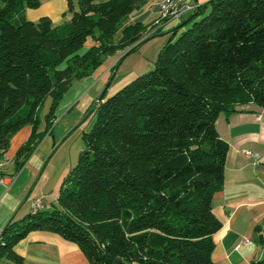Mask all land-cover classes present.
Masks as SVG:
<instances>
[{"label": "trees", "instance_id": "trees-1", "mask_svg": "<svg viewBox=\"0 0 264 264\" xmlns=\"http://www.w3.org/2000/svg\"><path fill=\"white\" fill-rule=\"evenodd\" d=\"M147 1L70 0L54 23L27 17L40 0H0V160L31 124L15 155L21 167L75 80L161 30L123 24ZM171 31L148 71L84 115L77 161L56 198L2 230L1 264H25L14 246L36 228L77 242L91 264H218L213 195L230 144L217 118L250 102L264 107V0H208Z\"/></svg>", "mask_w": 264, "mask_h": 264}, {"label": "crops", "instance_id": "crops-1", "mask_svg": "<svg viewBox=\"0 0 264 264\" xmlns=\"http://www.w3.org/2000/svg\"><path fill=\"white\" fill-rule=\"evenodd\" d=\"M69 1L40 0L38 6L26 8V15L33 20L47 16L54 23H60L68 16ZM189 1L203 4L208 0ZM159 17L158 0H148L125 18L124 25L143 20L155 24L153 30L163 26L133 50L109 55L90 76L72 83L57 108L55 121L60 117L61 127L58 130H61L52 128L45 134H48L46 140L54 134L52 146L44 148L43 143L36 147L20 167L21 170L17 165L15 168V153L29 138L32 125L22 126L16 132L9 151L0 160V175L13 178L8 186L0 183V232L11 219L31 212L34 197L42 194L44 205L56 198L64 174L79 156H76L72 139L65 138L75 130L80 116L82 120L103 92L109 96L148 71L172 34L171 28L184 19L182 16L156 24ZM65 117L66 120H63ZM46 124L43 119L40 128H45ZM217 127L229 141L230 149L224 183L213 195L214 211L222 221L213 235V259L218 264H264V107L250 102L239 106V110L221 112ZM76 134L79 135L78 132ZM53 148L54 152L48 159V153ZM245 149L259 155L247 156ZM34 189L36 193H32ZM14 248L23 255L25 264H91L77 242L45 228L29 231Z\"/></svg>", "mask_w": 264, "mask_h": 264}, {"label": "built area", "instance_id": "built-area-1", "mask_svg": "<svg viewBox=\"0 0 264 264\" xmlns=\"http://www.w3.org/2000/svg\"><path fill=\"white\" fill-rule=\"evenodd\" d=\"M158 5L161 14L160 17L156 20V24H164L171 19L182 17V15L188 11L196 10L200 4L192 3L189 0H158ZM244 153L247 156L259 155L258 152H255L251 149L244 150ZM0 169H1V163H0ZM12 180H13L12 177L0 175V183L5 184L6 186H8ZM43 206H44L43 196L40 195L35 197L34 200L32 201L31 209L43 207Z\"/></svg>", "mask_w": 264, "mask_h": 264}, {"label": "rangeland", "instance_id": "rangeland-1", "mask_svg": "<svg viewBox=\"0 0 264 264\" xmlns=\"http://www.w3.org/2000/svg\"><path fill=\"white\" fill-rule=\"evenodd\" d=\"M194 12V10H191V11H188V12H186L185 14H183L182 16L185 18V17H187V16H189V15H191L192 13ZM160 14H161V12H160ZM106 95H107V93H106ZM49 103H50V100L49 99H47L44 103H43V105H42V107H41V110H40V113H41V116H42V119H44V114H45V112L47 111V109H48V107H49ZM81 117H82V115L80 116V118L78 119V121H77V125H79V123L81 122ZM66 118L67 117H65L63 120H66ZM77 118V117H76ZM83 119V118H82ZM59 120H60V117L56 120V121H54V123H53V126H52V128H54L55 129V131H60V130H58L61 126H60V122H59ZM85 125H87V122L85 121V123H84ZM26 125H28V124H26ZM30 125V124H29ZM76 125V126H77ZM25 126V125H24ZM57 126V127H56ZM19 130H17L16 132H18ZM79 133V135H77L76 133L77 132ZM16 132H15V134H16ZM20 133H22V132H20ZM14 134V135H15ZM14 135L12 136V138H11V141H10V143H12L14 140ZM19 135V134H18ZM48 135V134H47ZM47 135H44L43 137H42V139L40 140V142L38 143V145H37V147H39V145L40 144H43L44 143V148L45 147H51L52 146V139H53V135L54 134H52L47 140H46V137H47ZM69 138H71L72 139V144H74V149H75V146H76V156L77 155H79V150H80V148H81V145H82V126H78L77 128H75V130H72V132H71V134L70 135H68L65 139H69ZM19 148V147H18ZM18 148L16 149V152H17V150H18ZM246 150V149H245ZM7 151H9V149L7 150ZM53 152H54V148L48 153V159L49 158H51V156H52V154H53ZM16 154V153H15ZM6 156H8V155H6ZM6 160H7V158H6ZM1 163V162H0ZM14 165H15V168H16V163L14 162ZM7 167H11V166H7ZM19 169H20V167H19ZM21 170V169H20ZM20 170L19 171H17V173L16 174H18L19 172H20ZM36 191V189H34V191L32 192V193H36L35 192ZM34 195V194H33ZM42 195V194H41ZM37 197V196H36ZM35 198V197H34ZM47 203H49V202H47ZM138 264V263H137Z\"/></svg>", "mask_w": 264, "mask_h": 264}, {"label": "bare ground", "instance_id": "bare-ground-1", "mask_svg": "<svg viewBox=\"0 0 264 264\" xmlns=\"http://www.w3.org/2000/svg\"><path fill=\"white\" fill-rule=\"evenodd\" d=\"M40 208H42V207H38V208H34V209H31V211H38ZM35 214V213H34ZM1 230V229H0ZM1 233V232H0Z\"/></svg>", "mask_w": 264, "mask_h": 264}, {"label": "water", "instance_id": "water-1", "mask_svg": "<svg viewBox=\"0 0 264 264\" xmlns=\"http://www.w3.org/2000/svg\"><path fill=\"white\" fill-rule=\"evenodd\" d=\"M103 95H104V92L99 96L98 100H101L103 98ZM4 228L2 230H4Z\"/></svg>", "mask_w": 264, "mask_h": 264}]
</instances>
